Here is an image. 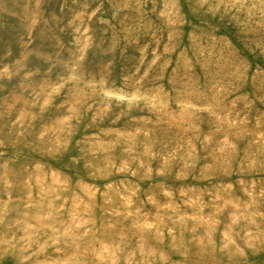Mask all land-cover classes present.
Returning a JSON list of instances; mask_svg holds the SVG:
<instances>
[{"label":"rangeland","instance_id":"obj_1","mask_svg":"<svg viewBox=\"0 0 264 264\" xmlns=\"http://www.w3.org/2000/svg\"><path fill=\"white\" fill-rule=\"evenodd\" d=\"M0 264H264V0H0Z\"/></svg>","mask_w":264,"mask_h":264}]
</instances>
